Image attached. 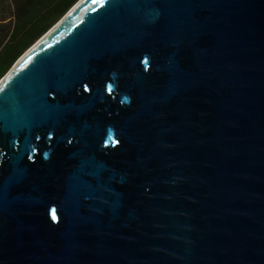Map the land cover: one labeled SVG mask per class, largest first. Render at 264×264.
<instances>
[{"label": "water", "instance_id": "water-1", "mask_svg": "<svg viewBox=\"0 0 264 264\" xmlns=\"http://www.w3.org/2000/svg\"><path fill=\"white\" fill-rule=\"evenodd\" d=\"M0 264H264V0H77L33 42Z\"/></svg>", "mask_w": 264, "mask_h": 264}, {"label": "trees", "instance_id": "trees-1", "mask_svg": "<svg viewBox=\"0 0 264 264\" xmlns=\"http://www.w3.org/2000/svg\"><path fill=\"white\" fill-rule=\"evenodd\" d=\"M11 1V17L0 19V78L77 0Z\"/></svg>", "mask_w": 264, "mask_h": 264}, {"label": "rangeland", "instance_id": "rangeland-1", "mask_svg": "<svg viewBox=\"0 0 264 264\" xmlns=\"http://www.w3.org/2000/svg\"><path fill=\"white\" fill-rule=\"evenodd\" d=\"M14 3L11 0H0V19L11 17ZM7 21L4 20L3 22Z\"/></svg>", "mask_w": 264, "mask_h": 264}]
</instances>
